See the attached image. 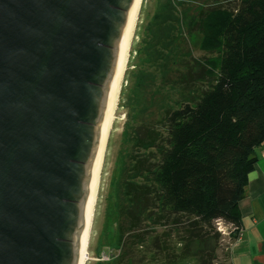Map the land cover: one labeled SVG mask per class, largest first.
I'll return each mask as SVG.
<instances>
[{"label": "water", "instance_id": "95a60500", "mask_svg": "<svg viewBox=\"0 0 264 264\" xmlns=\"http://www.w3.org/2000/svg\"><path fill=\"white\" fill-rule=\"evenodd\" d=\"M131 1L0 0V264L77 262Z\"/></svg>", "mask_w": 264, "mask_h": 264}, {"label": "trees", "instance_id": "16d2710c", "mask_svg": "<svg viewBox=\"0 0 264 264\" xmlns=\"http://www.w3.org/2000/svg\"><path fill=\"white\" fill-rule=\"evenodd\" d=\"M182 4L166 0L154 14L155 71H139L140 78L168 70L173 44L186 30L200 33V47L216 53L209 61L210 80L196 96L174 105L166 101L169 95L161 101L164 135L159 125L133 128L136 152L127 175L123 161L116 189L130 201L121 206L123 214L151 198L164 216L184 215L188 229L178 243L186 250L190 241L211 236L201 225L214 230V222L222 220L240 226L238 202L257 160L254 149L264 141V0H240L233 9L212 6L196 15Z\"/></svg>", "mask_w": 264, "mask_h": 264}, {"label": "rangeland", "instance_id": "374dc122", "mask_svg": "<svg viewBox=\"0 0 264 264\" xmlns=\"http://www.w3.org/2000/svg\"><path fill=\"white\" fill-rule=\"evenodd\" d=\"M182 1V6L196 15L212 6L233 9L240 0ZM164 2L166 0H143L141 4L108 136L90 236V258L86 264H230L228 247L233 232L228 236L222 234L216 222L214 230L201 225L202 230L211 235L206 241H190L184 250L178 243L182 238L185 241L188 229L184 215L164 216L160 208L154 207L157 204L151 198L137 201L131 208V215L128 209L126 214L119 212L121 206H128L130 202L123 191L117 195L116 180L123 161L125 172L122 174H128V159L136 152L137 147L132 138L130 140L133 128L159 125L164 135V127L158 122L163 110L159 108L161 101L169 95L166 101L174 105V101L184 100L183 96L189 98L199 94L207 87L209 61L216 56L215 52H206L200 47V33L188 35L184 30L173 44L175 59L168 64V70L151 73L141 80L139 71H155L150 56L155 43L151 30L153 16L162 9ZM140 153L143 154L142 150ZM138 205L142 213L138 212Z\"/></svg>", "mask_w": 264, "mask_h": 264}, {"label": "bare ground", "instance_id": "6f19581e", "mask_svg": "<svg viewBox=\"0 0 264 264\" xmlns=\"http://www.w3.org/2000/svg\"><path fill=\"white\" fill-rule=\"evenodd\" d=\"M142 1L143 0L131 1V7L126 21V28L119 45L117 70L109 91V99L107 102L106 112L100 124L99 139L94 151L92 163H89V165H92V169L89 181L87 183L85 200L82 201V203H84V221L78 243L76 264H86L87 260L90 258V236L99 192L100 175L103 166L104 155L106 151L109 132L115 119L118 94L120 92L124 70L128 60L131 41L135 34ZM75 242H78V240H75Z\"/></svg>", "mask_w": 264, "mask_h": 264}, {"label": "crops", "instance_id": "0c3cea01", "mask_svg": "<svg viewBox=\"0 0 264 264\" xmlns=\"http://www.w3.org/2000/svg\"><path fill=\"white\" fill-rule=\"evenodd\" d=\"M253 154L257 160L238 202L242 232L228 247L230 264H264V141Z\"/></svg>", "mask_w": 264, "mask_h": 264}, {"label": "built area", "instance_id": "2783aa9c", "mask_svg": "<svg viewBox=\"0 0 264 264\" xmlns=\"http://www.w3.org/2000/svg\"><path fill=\"white\" fill-rule=\"evenodd\" d=\"M216 228L222 234L228 236L230 233L234 232L236 237L241 234L242 228L240 226H234L232 224H224L222 220L216 221Z\"/></svg>", "mask_w": 264, "mask_h": 264}]
</instances>
